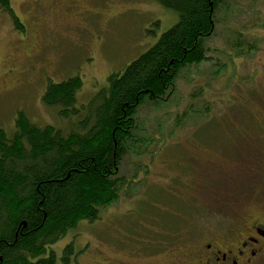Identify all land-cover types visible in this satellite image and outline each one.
<instances>
[{"label":"rangeland","instance_id":"rangeland-1","mask_svg":"<svg viewBox=\"0 0 264 264\" xmlns=\"http://www.w3.org/2000/svg\"><path fill=\"white\" fill-rule=\"evenodd\" d=\"M9 3L22 29L0 8V127L8 134L19 111L37 126L64 129L41 101L47 82L78 75L76 104L84 103L176 21L153 0ZM214 23L207 62L137 110L144 152L126 155L119 168L134 186L48 247L58 264L69 242V264H154L145 257L154 247L174 255L236 233L245 211L258 214L262 193L249 185L264 191V0H227Z\"/></svg>","mask_w":264,"mask_h":264},{"label":"trees","instance_id":"trees-1","mask_svg":"<svg viewBox=\"0 0 264 264\" xmlns=\"http://www.w3.org/2000/svg\"><path fill=\"white\" fill-rule=\"evenodd\" d=\"M153 1L172 11L175 23L108 74L106 86L86 102L76 104L83 85L78 75L47 82L41 101L64 129L37 126L22 111L11 133L0 127V264H58L48 247L81 221L99 219L120 188L134 186L119 168L126 155L144 152L135 135L139 107L164 100L183 70L207 62L205 41L227 0ZM0 8L22 29L9 0H0ZM62 250L61 261L69 264L72 243Z\"/></svg>","mask_w":264,"mask_h":264},{"label":"flooded vegetation","instance_id":"flooded-vegetation-1","mask_svg":"<svg viewBox=\"0 0 264 264\" xmlns=\"http://www.w3.org/2000/svg\"><path fill=\"white\" fill-rule=\"evenodd\" d=\"M261 183L264 184V178ZM249 186V192L262 193L254 196V201L261 199L254 207L259 212L251 215L245 211L236 233L228 229L206 240H195L187 250L174 255L165 254V248L154 247V251L145 256L147 260L154 264H264V191Z\"/></svg>","mask_w":264,"mask_h":264}]
</instances>
